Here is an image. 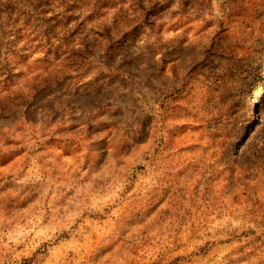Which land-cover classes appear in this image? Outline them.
<instances>
[{
  "label": "rangeland",
  "instance_id": "374dc122",
  "mask_svg": "<svg viewBox=\"0 0 264 264\" xmlns=\"http://www.w3.org/2000/svg\"><path fill=\"white\" fill-rule=\"evenodd\" d=\"M0 264H264V0H0Z\"/></svg>",
  "mask_w": 264,
  "mask_h": 264
}]
</instances>
